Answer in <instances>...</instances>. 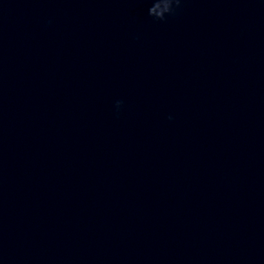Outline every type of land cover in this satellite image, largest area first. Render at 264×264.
Returning a JSON list of instances; mask_svg holds the SVG:
<instances>
[{"label": "water", "instance_id": "1", "mask_svg": "<svg viewBox=\"0 0 264 264\" xmlns=\"http://www.w3.org/2000/svg\"><path fill=\"white\" fill-rule=\"evenodd\" d=\"M0 264H264V0H0Z\"/></svg>", "mask_w": 264, "mask_h": 264}]
</instances>
